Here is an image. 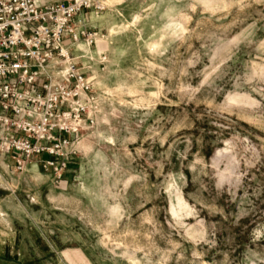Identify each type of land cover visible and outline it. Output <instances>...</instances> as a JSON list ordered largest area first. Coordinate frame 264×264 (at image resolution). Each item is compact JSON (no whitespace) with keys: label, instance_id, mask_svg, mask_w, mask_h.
<instances>
[{"label":"rangeland","instance_id":"1","mask_svg":"<svg viewBox=\"0 0 264 264\" xmlns=\"http://www.w3.org/2000/svg\"><path fill=\"white\" fill-rule=\"evenodd\" d=\"M102 2L62 174L0 153V264H264V0Z\"/></svg>","mask_w":264,"mask_h":264},{"label":"built area","instance_id":"2","mask_svg":"<svg viewBox=\"0 0 264 264\" xmlns=\"http://www.w3.org/2000/svg\"><path fill=\"white\" fill-rule=\"evenodd\" d=\"M102 8V0H0V152L17 165L37 159L60 176L95 125L97 93L72 47L96 43L83 10Z\"/></svg>","mask_w":264,"mask_h":264},{"label":"crops","instance_id":"3","mask_svg":"<svg viewBox=\"0 0 264 264\" xmlns=\"http://www.w3.org/2000/svg\"><path fill=\"white\" fill-rule=\"evenodd\" d=\"M1 154H4V156H8L9 154H12L11 152H0Z\"/></svg>","mask_w":264,"mask_h":264}]
</instances>
